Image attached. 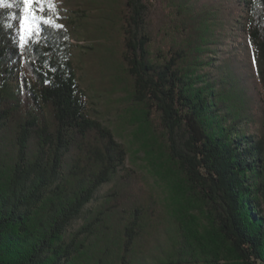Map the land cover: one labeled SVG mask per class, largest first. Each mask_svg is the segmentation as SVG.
<instances>
[{"label": "trees", "instance_id": "obj_1", "mask_svg": "<svg viewBox=\"0 0 264 264\" xmlns=\"http://www.w3.org/2000/svg\"><path fill=\"white\" fill-rule=\"evenodd\" d=\"M23 8L0 7V264H264V0H38L20 39ZM75 33L133 101L132 144L166 195L89 113ZM244 33L253 69L219 62Z\"/></svg>", "mask_w": 264, "mask_h": 264}, {"label": "rangeland", "instance_id": "obj_2", "mask_svg": "<svg viewBox=\"0 0 264 264\" xmlns=\"http://www.w3.org/2000/svg\"><path fill=\"white\" fill-rule=\"evenodd\" d=\"M59 13V18L62 23L74 30L75 26L72 24L75 14L74 11L70 7H60ZM18 33L20 39L27 35V33L23 32L21 29V25L18 27ZM247 39L245 33L237 37L236 40L230 38V40L237 44L236 49L232 50L228 48L229 44H225L226 46L219 52L218 61L224 62L234 54V58L240 60L246 67L249 66L253 69V48L248 43ZM73 43L75 44L73 48V65L76 70L79 87L85 95L89 113L104 125L110 127L116 139L129 149V153L125 160V166L138 172L145 186L152 188L160 196L166 195L167 187L165 183L150 170L149 165L143 157L144 154L142 152H137L132 144V132L138 124L131 113L134 107L133 101L125 92L118 91L114 88L111 89V86L107 82L106 85L101 84L100 72L97 73L98 76L96 73H93V71L90 72V68L87 69L83 58L86 46L89 43L81 40L78 33H75V40ZM249 131H255V127L250 125ZM110 186L111 183L107 182L99 187L93 199L84 206L80 215L71 221L67 229L68 232H72L82 223L88 211L97 204ZM197 212L200 218L206 223L202 211L198 209Z\"/></svg>", "mask_w": 264, "mask_h": 264}, {"label": "snow or ice", "instance_id": "obj_3", "mask_svg": "<svg viewBox=\"0 0 264 264\" xmlns=\"http://www.w3.org/2000/svg\"><path fill=\"white\" fill-rule=\"evenodd\" d=\"M37 2L38 0H22L24 8H23V15L21 17V22H20L21 29L23 30V32L27 33L28 35L32 34L31 21L36 19L35 15L33 14V6ZM4 5H5V0H0V7ZM7 6L11 7L12 5L9 4Z\"/></svg>", "mask_w": 264, "mask_h": 264}, {"label": "built area", "instance_id": "obj_4", "mask_svg": "<svg viewBox=\"0 0 264 264\" xmlns=\"http://www.w3.org/2000/svg\"><path fill=\"white\" fill-rule=\"evenodd\" d=\"M256 264V263H255Z\"/></svg>", "mask_w": 264, "mask_h": 264}]
</instances>
